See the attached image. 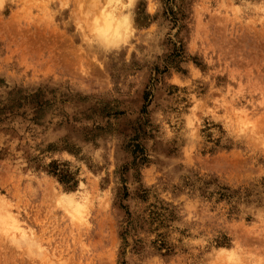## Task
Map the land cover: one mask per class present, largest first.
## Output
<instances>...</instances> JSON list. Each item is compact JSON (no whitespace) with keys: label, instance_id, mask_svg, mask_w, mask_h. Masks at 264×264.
<instances>
[{"label":"rangeland","instance_id":"rangeland-1","mask_svg":"<svg viewBox=\"0 0 264 264\" xmlns=\"http://www.w3.org/2000/svg\"><path fill=\"white\" fill-rule=\"evenodd\" d=\"M0 264H264V0H0Z\"/></svg>","mask_w":264,"mask_h":264},{"label":"bare ground","instance_id":"bare-ground-1","mask_svg":"<svg viewBox=\"0 0 264 264\" xmlns=\"http://www.w3.org/2000/svg\"><path fill=\"white\" fill-rule=\"evenodd\" d=\"M98 17H99V15H98ZM98 19H99V21H98L97 27L99 29V33H100L101 39L103 41H107L109 39H113V38H116L118 36L120 37V35H122L128 29V24L129 23L127 22L126 16H124V15L118 16L117 13L115 12L114 8L104 12V14L101 17V19L100 18H98ZM67 201L70 202L69 199H67ZM73 207L78 212L80 204H78V203L74 204ZM20 234H22V233H20ZM26 237L28 238V236H26ZM26 242H28L27 239H26ZM32 245H34V244H32Z\"/></svg>","mask_w":264,"mask_h":264},{"label":"trees","instance_id":"trees-1","mask_svg":"<svg viewBox=\"0 0 264 264\" xmlns=\"http://www.w3.org/2000/svg\"><path fill=\"white\" fill-rule=\"evenodd\" d=\"M67 181H68V179H67Z\"/></svg>","mask_w":264,"mask_h":264}]
</instances>
